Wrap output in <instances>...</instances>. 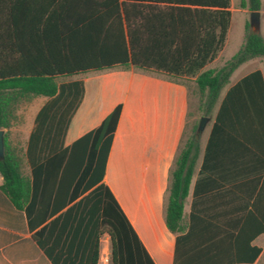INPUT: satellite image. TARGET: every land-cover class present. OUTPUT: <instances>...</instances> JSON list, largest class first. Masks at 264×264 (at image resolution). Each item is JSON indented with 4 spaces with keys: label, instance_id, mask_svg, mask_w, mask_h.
I'll use <instances>...</instances> for the list:
<instances>
[{
    "label": "trees",
    "instance_id": "trees-1",
    "mask_svg": "<svg viewBox=\"0 0 264 264\" xmlns=\"http://www.w3.org/2000/svg\"><path fill=\"white\" fill-rule=\"evenodd\" d=\"M262 6L261 0H241V8L250 12ZM231 21L230 0H0V130L5 131L0 189L26 212L32 237L52 264H98L105 234L111 264H155L102 182L121 106L98 128L64 146L83 84L58 79L129 66L196 77L208 115L235 69L264 57V38L248 22L237 53L221 67L206 68L223 50ZM37 96L49 100L29 137L28 176L8 135L19 106ZM215 120L216 129L219 124L264 122L260 72L228 90ZM197 130L195 124L184 135L170 173L166 223L178 235L186 229L184 201L200 155ZM244 141L254 143L249 133ZM259 230L252 221L244 227L249 251L239 260L257 259L261 250L250 243Z\"/></svg>",
    "mask_w": 264,
    "mask_h": 264
},
{
    "label": "crops",
    "instance_id": "crops-1",
    "mask_svg": "<svg viewBox=\"0 0 264 264\" xmlns=\"http://www.w3.org/2000/svg\"><path fill=\"white\" fill-rule=\"evenodd\" d=\"M261 1L259 28L250 27L264 38ZM245 34L246 29L243 43ZM223 50L206 68L223 66L227 60ZM218 59H222L220 64ZM254 72H260L264 81V57L252 58L235 69L221 91L214 116L198 133L200 155L184 201L186 229L180 235L167 226L166 203L170 173L186 133L191 106L200 99L196 77H174L129 66L79 73L60 82L83 84V97L68 125L64 146L98 128L121 106L102 182L155 264H264V122L219 124L216 129L215 120L228 90ZM48 100L37 96L18 108L9 130V134L19 129L26 132L24 145L9 135L8 142L20 154L28 176L29 137L38 112ZM246 133L253 144L245 143ZM2 183L0 174V186ZM250 221L260 228L250 243L261 250L254 262L239 260L249 251L244 227ZM110 253V238L105 234L100 257H109ZM0 264H52L33 239L26 212L17 209L1 189Z\"/></svg>",
    "mask_w": 264,
    "mask_h": 264
},
{
    "label": "rangeland",
    "instance_id": "rangeland-1",
    "mask_svg": "<svg viewBox=\"0 0 264 264\" xmlns=\"http://www.w3.org/2000/svg\"><path fill=\"white\" fill-rule=\"evenodd\" d=\"M230 2H231V10H232V21H231V25L229 29V37H228L226 46L223 50V57L227 60L230 59L241 48L243 44V39H244L243 35L246 29V24L251 21V17H252V12H250L247 8H241V0H230ZM221 61L222 59H218L217 64H220ZM74 77L75 76L60 77L58 81L59 82L68 81V80L73 79ZM32 99L33 98L27 101H24L19 106V108L30 104V102H32ZM217 105L218 103L206 116L209 118V120L212 119V117L214 116ZM191 107H192V110L190 112V117H189V122H188V126H187L186 133H185V138L190 135L192 127L195 124L199 125L201 117L205 116L204 115L205 105L201 101V96H200V99L198 97L197 101L192 103ZM18 121H21V119L18 118ZM9 137H11V139H13L14 141L18 142L19 145H24V142L26 139V132L20 129L13 130L10 132ZM103 255L102 257H100L99 264H111L110 255H109L108 261L105 260L104 257L106 256H103Z\"/></svg>",
    "mask_w": 264,
    "mask_h": 264
},
{
    "label": "water",
    "instance_id": "water-1",
    "mask_svg": "<svg viewBox=\"0 0 264 264\" xmlns=\"http://www.w3.org/2000/svg\"><path fill=\"white\" fill-rule=\"evenodd\" d=\"M260 25V12L259 11H253L252 17L250 21V26L253 29H258ZM208 121V117L202 116L201 120L199 122L198 126V133L202 132L204 130V127L206 125V122ZM4 157V130H0V158Z\"/></svg>",
    "mask_w": 264,
    "mask_h": 264
},
{
    "label": "built area",
    "instance_id": "built-area-1",
    "mask_svg": "<svg viewBox=\"0 0 264 264\" xmlns=\"http://www.w3.org/2000/svg\"><path fill=\"white\" fill-rule=\"evenodd\" d=\"M104 258H105V260H106V261H108V260H109V257H108V256H106V257H104Z\"/></svg>",
    "mask_w": 264,
    "mask_h": 264
}]
</instances>
